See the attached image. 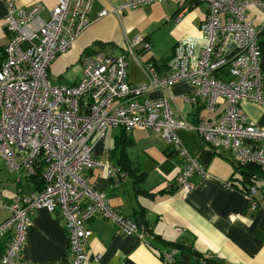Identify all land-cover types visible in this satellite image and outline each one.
Instances as JSON below:
<instances>
[{"label": "built area", "instance_id": "built-area-1", "mask_svg": "<svg viewBox=\"0 0 264 264\" xmlns=\"http://www.w3.org/2000/svg\"><path fill=\"white\" fill-rule=\"evenodd\" d=\"M162 1L168 0H123L112 11L118 16ZM180 1L206 4V18L198 35L175 44L164 74L146 62L141 64L146 80L128 82V58L138 61L137 49L150 47L144 36L137 35L126 41L120 55L83 53L81 76L73 85L52 84L47 71L89 24L93 0H56L46 15L38 1L28 5L6 1L4 26L9 38L0 62V157L10 172L25 171L31 177L40 167L42 188L27 196L17 194L9 202L0 191V209L8 212L0 222V238H8L0 264H60L22 258L30 214L41 208L58 211L68 236L70 264H85L87 222L95 216L148 244L149 229L112 207L105 193L85 176L87 170L104 168L113 187L128 177L113 162L93 155L89 139L93 134L103 138L109 127L157 131L182 161L175 185L183 191L192 188L189 177L205 175L206 168L183 147L176 134L180 129L197 133L216 153H231L239 166L264 168V127L249 122L241 107L243 101H251L264 108L258 42L264 23L255 26L247 18L250 6L264 11V1ZM106 14L104 9L99 16ZM179 82L192 87L182 99L191 105L200 103L208 113L195 123L182 113L174 114L172 96H147ZM225 186L230 189L231 182ZM244 192L248 211L264 210V184L245 185ZM177 253L178 249L164 250L160 257L169 264ZM211 257L203 255L200 260Z\"/></svg>", "mask_w": 264, "mask_h": 264}, {"label": "crops", "instance_id": "crops-1", "mask_svg": "<svg viewBox=\"0 0 264 264\" xmlns=\"http://www.w3.org/2000/svg\"><path fill=\"white\" fill-rule=\"evenodd\" d=\"M6 1L0 0V62L9 38L4 26ZM36 1L43 4L44 15L56 4V0H18V3L28 5ZM122 1L93 0L87 27L70 49L49 65L47 76L52 84L77 83L83 53L103 51L120 55L126 41L137 35L144 36L150 47L137 49L138 61L128 58V82L146 80L141 67L146 62L162 75L175 44L184 37L198 35L207 12L204 3L168 0L126 10L117 16L112 8ZM104 9L107 14L100 17ZM247 18L259 26L264 23V11L250 6ZM76 60L78 63L74 64ZM56 66L68 69L66 83L50 79L51 68ZM60 73L55 75L58 80L62 77ZM261 85L264 90V79ZM191 89L189 83L179 82L169 89L153 90L147 96H172L174 114L182 113L195 123L208 113L200 103L191 105L182 99L181 95ZM241 107L249 122L264 127V108L251 101H243ZM176 134L189 155L206 168L205 175L194 173L189 177L192 185L189 191L175 185L182 161L157 131L109 127L103 138L91 136L89 142L95 157L109 160L130 173L124 183L113 187L106 170L94 168L85 171L88 183L104 192L112 207L145 223L152 238L148 244L143 243L135 235H126L110 221L95 216L87 222L90 233L85 264H165L159 253L171 249H178L174 264H202L199 257L209 254L212 256L209 264H264V210L248 211L244 192L245 185L264 184V169L249 175L248 168L239 166L231 153H216L197 133L180 129ZM228 181L230 189L225 186ZM40 186L39 180L27 176L25 171L10 172L0 157V191L5 202L17 194L27 196ZM7 216L8 212L1 208L0 222ZM7 242V237L0 238V255ZM21 254L28 262L70 264L68 236L57 210L49 212L41 208L30 214Z\"/></svg>", "mask_w": 264, "mask_h": 264}, {"label": "trees", "instance_id": "trees-1", "mask_svg": "<svg viewBox=\"0 0 264 264\" xmlns=\"http://www.w3.org/2000/svg\"><path fill=\"white\" fill-rule=\"evenodd\" d=\"M258 38H259L258 42H259V46H260V50H261V69H262V72H264V27H262V29L259 31ZM245 167L248 168L249 175H252V174L256 173L257 171H259V170L261 171V169H264L261 166L255 165V164H247V165H245ZM121 169L127 171L128 173H130L127 169H123V168H121ZM31 178L39 180V182L41 183V186H40V188L38 190H40L42 188V179H41V169H40V167L37 169L36 174L34 176H31ZM140 224L145 226V223H140ZM150 233L152 235V232H150ZM153 238H154V236H153ZM176 248H178V247H176ZM160 253H159V256H160ZM202 256L199 257V261L202 264H209L211 259L204 258L205 260H204V262H202L200 260ZM174 263H175V261L172 262V263H169V264H174Z\"/></svg>", "mask_w": 264, "mask_h": 264}, {"label": "rangeland", "instance_id": "rangeland-1", "mask_svg": "<svg viewBox=\"0 0 264 264\" xmlns=\"http://www.w3.org/2000/svg\"><path fill=\"white\" fill-rule=\"evenodd\" d=\"M68 51V50H67ZM77 61V62H76ZM75 62L76 63H74V64H77L78 63V60H76ZM75 66V65H74ZM67 68L65 67V68H62L61 66H56L55 68L54 67H52L51 68V74H50V79L52 80V81H59L60 83H66V77H65V75H66V73H67ZM59 72H61L60 74L62 75V77L60 78V80H58L56 77H55V75H57Z\"/></svg>", "mask_w": 264, "mask_h": 264}, {"label": "water", "instance_id": "water-1", "mask_svg": "<svg viewBox=\"0 0 264 264\" xmlns=\"http://www.w3.org/2000/svg\"><path fill=\"white\" fill-rule=\"evenodd\" d=\"M138 223H140V222L138 221Z\"/></svg>", "mask_w": 264, "mask_h": 264}]
</instances>
